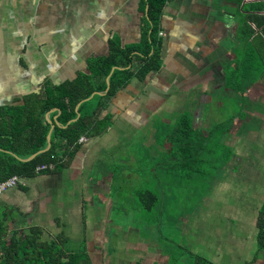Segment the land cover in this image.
<instances>
[{
    "label": "crops",
    "instance_id": "1",
    "mask_svg": "<svg viewBox=\"0 0 264 264\" xmlns=\"http://www.w3.org/2000/svg\"><path fill=\"white\" fill-rule=\"evenodd\" d=\"M241 5L168 0L160 68L116 92L107 130L84 137L66 168L20 177L0 194V206L25 220L17 225L63 233L94 264H167L171 254L179 264L194 256L264 264L255 240L264 200V70L248 53ZM145 19L142 0H0V107L89 73L88 61L107 55L111 41L138 44ZM183 114L195 138L183 150L204 141L200 159L218 162L207 176L198 174L202 162L174 168L181 148L172 130ZM217 144L229 158L216 159Z\"/></svg>",
    "mask_w": 264,
    "mask_h": 264
},
{
    "label": "trees",
    "instance_id": "2",
    "mask_svg": "<svg viewBox=\"0 0 264 264\" xmlns=\"http://www.w3.org/2000/svg\"><path fill=\"white\" fill-rule=\"evenodd\" d=\"M232 1L242 4L248 53L255 55L254 67L262 72L264 1ZM166 2L142 0L146 19L138 44L120 47L111 41L107 55L88 61L89 73H78L58 85L44 84L38 92L23 96L19 104L0 107V183L12 176L27 178L60 171L79 149V138L98 136L107 130L111 116L106 110L116 92L132 77L143 79L160 68L158 32ZM172 131L179 137L189 134L191 125L186 115L179 117ZM203 143L199 142L197 149L174 150L179 156L174 168L179 171L201 163ZM40 166L45 169L37 171ZM150 197L155 198L153 194ZM16 216L15 208L0 206V264H94L85 248L70 246L63 233L50 235L40 226H18ZM256 229V248L264 253V200L256 216ZM193 259L192 264H209L197 256ZM167 264H179V254H171Z\"/></svg>",
    "mask_w": 264,
    "mask_h": 264
},
{
    "label": "rangeland",
    "instance_id": "3",
    "mask_svg": "<svg viewBox=\"0 0 264 264\" xmlns=\"http://www.w3.org/2000/svg\"><path fill=\"white\" fill-rule=\"evenodd\" d=\"M175 138V137H174ZM193 138L189 135H186V136H184V137H179V138H177V140H176V138H175V141L177 142V145H178V147L179 148H181V149H189L190 147H191V145L193 144V140L195 139H193ZM217 146H218V144H217ZM215 147V149L214 150H211L210 152H212L214 155H216V159H218V157H220V156H223L222 154H224V155H227V158H229V155H228V150H222L223 148H221L220 146H218V147ZM235 148V147H234ZM209 151V150H208ZM134 152V151H133ZM133 152L132 151H122L121 152V154L120 155H124V154H126V156L128 157V158H131V156H132V154H133ZM169 160H171L170 158H169ZM215 162H216V160H214ZM214 161L213 160H211V161H202V164H201V166H200V169H201V173H198V174H201V176H207L208 175V172L206 173L205 171L207 170V169H211V171H212V169L214 168V166H213V163H214ZM207 162H208V164H209V166L210 167H208V166H205V165H207ZM217 164H218V162H216ZM251 169V168H250ZM262 170V169H261ZM254 171H256V170H254ZM262 172L264 173V171L262 170ZM184 174L185 175H187V174H191V172H189V171H184ZM238 174V173H237ZM207 180H208V177L206 178V179H202V181L201 182H199V183H196L195 184V188H196V190L199 188V189H202V188H204L203 186H205L206 184H207ZM9 190V189H8ZM236 192H239V191H237V190H235ZM5 192H7V190L6 191H4L2 194H4ZM37 203H39V202H37ZM41 216V215H40ZM16 220L18 219L19 221H25L24 219H22V218H20V217H18L17 218V216H16V218H15ZM246 255H248V253H245ZM144 264V263H143Z\"/></svg>",
    "mask_w": 264,
    "mask_h": 264
},
{
    "label": "built area",
    "instance_id": "4",
    "mask_svg": "<svg viewBox=\"0 0 264 264\" xmlns=\"http://www.w3.org/2000/svg\"><path fill=\"white\" fill-rule=\"evenodd\" d=\"M84 140H85V138L81 137V138H79L78 141L80 143V142H83ZM49 168H51V166H49ZM42 169H45V166H40V167L36 168L37 171L42 170ZM20 184H22L21 178H19L18 176H12L9 179L0 183V194H2L4 191H6L8 189H12L14 187H17Z\"/></svg>",
    "mask_w": 264,
    "mask_h": 264
},
{
    "label": "water",
    "instance_id": "5",
    "mask_svg": "<svg viewBox=\"0 0 264 264\" xmlns=\"http://www.w3.org/2000/svg\"><path fill=\"white\" fill-rule=\"evenodd\" d=\"M46 140H47V148L49 147V134L47 135V138H46ZM34 157V155H32L30 158H28V159H31V158H33Z\"/></svg>",
    "mask_w": 264,
    "mask_h": 264
}]
</instances>
